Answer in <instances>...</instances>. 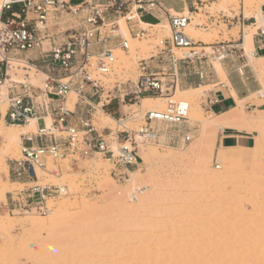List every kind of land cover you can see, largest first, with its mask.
Instances as JSON below:
<instances>
[{
  "label": "rangeland",
  "instance_id": "rangeland-1",
  "mask_svg": "<svg viewBox=\"0 0 264 264\" xmlns=\"http://www.w3.org/2000/svg\"><path fill=\"white\" fill-rule=\"evenodd\" d=\"M263 1L234 0L227 7L219 5L222 0L195 1L196 8L209 7L198 10L202 16L193 19V28L202 33L195 41L242 43L245 33L254 35L256 28H260L254 19L259 6L263 13ZM119 26L129 48L126 52L114 51L115 69L105 80L108 89L116 83L135 82L136 62L156 54L157 41L169 35L167 22L144 28L148 35L141 40L131 38L124 19L119 18ZM139 26L142 27L140 23ZM188 51L173 49L178 58ZM246 55L257 88L239 104L244 114H237L232 123L250 124L247 129L253 132V140L249 148H216L219 128L207 125L214 115L205 111L206 96L201 98L210 87H200L191 94L178 90L174 98L190 103L188 116L194 128L190 142L183 143L180 139L172 145L161 139L159 144H139V166L131 170L125 182L114 180L110 176L111 165L100 159L83 161L77 166L63 162L59 166L64 173L61 177L47 176L41 183L61 184L67 195L48 200L44 215L16 214L7 209L6 195L21 188L12 184L8 175L10 160L20 156V144L14 154L3 160L4 142L0 137V161L5 163L0 164V219L17 224L13 228L0 227V264H172L176 259L172 253L175 248L187 249L179 261L195 264L189 251L206 242L213 250L226 246L229 252L231 248L233 260L238 264H264V103L254 105L257 97L264 96V58L255 60ZM211 63L218 76L224 78L218 69L219 62ZM18 74L11 73V79L23 80L25 72ZM29 76L34 86H41L45 78L34 71ZM0 92L5 96V87ZM75 102L76 96L71 94L67 107L73 109ZM164 108L165 102L160 110ZM6 109L7 103L2 102L0 120L4 131L12 129L4 121ZM121 109L127 117L141 112L127 125L135 131L149 110L143 102L142 107ZM106 111L117 117V104L112 103ZM94 124L97 128L112 127V121L102 113ZM158 129L164 131L165 126ZM253 151L258 152L257 158H251ZM222 160L227 161L226 166ZM49 166L53 168L52 164ZM116 195L120 200L116 201ZM31 222L36 227L28 224ZM207 229L212 231L209 239L201 236ZM204 253H208L209 259V251Z\"/></svg>",
  "mask_w": 264,
  "mask_h": 264
},
{
  "label": "built area",
  "instance_id": "built-area-1",
  "mask_svg": "<svg viewBox=\"0 0 264 264\" xmlns=\"http://www.w3.org/2000/svg\"><path fill=\"white\" fill-rule=\"evenodd\" d=\"M196 4L191 3V13L197 11ZM155 12L168 15L169 35L157 41L156 54L136 62L135 82L116 83L108 89L105 80L115 69L114 51L129 48L119 18L125 20L131 38L141 40L148 32L139 26L140 20ZM191 23L190 15L170 13L160 0H0V91L6 89L5 96L0 92V104L7 103L4 121L12 126L36 123L34 133L21 136L20 156L8 166L10 182L21 187L7 194L9 212L44 215L48 199L66 196L65 186L41 183L47 176L61 177L63 162L77 166L100 159L111 165L114 180L125 182L139 166V144H159L165 139L174 145L180 139L183 143L193 139L190 103L174 98L180 64L203 59L220 63L231 58L236 48L230 43L192 41L186 32ZM173 49L189 51L178 58ZM32 52L37 56L32 57ZM20 71L25 72L24 79L12 80L10 74ZM31 71L45 77L41 86L30 83ZM198 77L202 78L201 73ZM70 94L76 96L73 109L67 107ZM146 97L163 100L165 108L146 111L138 130L95 126L100 113L118 122L131 118L121 108L140 106ZM114 102L117 117L106 111ZM216 103L207 98L205 111L211 112ZM160 125L165 126L164 131L158 129Z\"/></svg>",
  "mask_w": 264,
  "mask_h": 264
},
{
  "label": "crops",
  "instance_id": "crops-1",
  "mask_svg": "<svg viewBox=\"0 0 264 264\" xmlns=\"http://www.w3.org/2000/svg\"><path fill=\"white\" fill-rule=\"evenodd\" d=\"M160 2L170 13H184L185 9L190 11L192 8L191 3H196L193 0H160ZM262 14L264 15V11ZM158 20L161 24L165 23L168 21V15L164 12H155L153 16L144 15L141 21L147 25L154 26L159 24ZM255 25L252 24L250 26ZM215 43H230L236 48L231 58L219 63L224 78L218 76L211 61L203 59L199 61L192 60L191 63L187 64H180L179 81V90L210 87L209 90H206L205 96L212 104L213 102H217L211 108L213 115L221 114L235 108L237 100L244 101L248 99L251 94L256 92L257 88L254 85V80H252L255 73L248 64V58L242 46L243 42H236V40H216L213 43L204 44ZM252 51L255 60L264 58L263 28H256V33L252 39ZM30 55L36 57L37 53L32 52ZM198 73H201L202 78L198 77ZM238 128L237 126H227L218 129V134L215 139L216 148H249L253 140V132H245Z\"/></svg>",
  "mask_w": 264,
  "mask_h": 264
},
{
  "label": "bare ground",
  "instance_id": "bare-ground-1",
  "mask_svg": "<svg viewBox=\"0 0 264 264\" xmlns=\"http://www.w3.org/2000/svg\"><path fill=\"white\" fill-rule=\"evenodd\" d=\"M7 1H11V0H7ZM232 2H234V0H222V4L220 3L219 5L222 7V5L223 6H225V7H227V6H229V5H232L231 3ZM264 2V1H263ZM237 5V4H236ZM202 7V6H201ZM197 7L196 9H197V11L198 10H204V9H209V7H207V6H204V7ZM224 7V8H225ZM235 9H237L236 7H235ZM195 12V13H191L190 11H188L187 9H185V11H184V14L185 15H190V17H191V19H192V23H193V19H198V18H200V16H202V14H200V13H198V12ZM257 11V13H256V21L259 23V27L260 28H263L264 29V18H263V14H262V10H261V8H260V6L258 7V9L256 10ZM192 23L187 27V29H186V32H187V34H188V36H189V38L192 40V41H194V42H196L195 41V38L197 37V36H199L200 34H202L201 33V31L200 30H197V29H194L193 28V26H192ZM140 24H141V26L143 27V29L144 28H146V27H149V25H147V24H145L143 21H141L140 20ZM159 24H157V25H154L153 27H157ZM141 27V28H142ZM121 32H122V34H123V29L121 28ZM168 31V30H167ZM163 33H165V32H163ZM252 39H253V35H252V33L251 32H248V33H245L244 34V36H243V40H242V42H243V48L245 49V52L246 53H248L249 54V57L250 58H252V59H254V56H253V51H252ZM251 60V59H250ZM218 69L222 72V74H223V71H222V69H221V67H220V64H219V66H218ZM199 88L200 87H198V88H189V89H187V90H184V91H182V90H179V92L181 93V94H191V93H194V92H196V91H198L199 90ZM178 91V90H177ZM71 95V94H70ZM69 95V96H70ZM234 97V96H233ZM182 101H184V100H182ZM235 101V100H234ZM142 102L143 103H145V105H146V107L150 110H158V111H160V109L163 107V100L162 101H157V100H153L152 101V99H146V98H143L142 99V101H141V104H140V106L139 107H142ZM184 102H186V101H184ZM264 103V96H260V97H257L255 100H254V105H256V106H261L262 104ZM239 104H243V100H237L236 101V106H235V108H232V109H230V110H228V111H226V112H223V113H221V114H217V115H214V119L212 120V121H207L206 123H207V125L210 127V128H212V129H215V128H221V127H226V126H230V125H233V126H237V127H239L238 129H240V130H242V131H245V132H248V129H247V125H249L250 126V124H247V122H246V124L245 123H242V124H240V123H235V124H233L232 123V121H233V119L235 118V116L237 115V114H244V112H242V106L240 105V107H242L241 109H240V107H239ZM130 107H134V106H130ZM148 110V111H149ZM141 113V112H140ZM140 113H139V115H135L134 117H139L140 116ZM104 115V114H103ZM250 115H251V113H250ZM106 118H108L109 120H111L112 121V127H108L109 129H116V128H119V127H125V128H127V125H128V123H129V121L133 118V117H131V118H127V119H123V120H121L120 122H118V121H116V120H113L111 117H109V116H106V115H104ZM2 121L0 120V137L3 139V142H4V145L2 146V150H3V153L1 154L2 156H1V158L3 159V160H6V157L8 156V154H10V153H13L14 154V152H15V150L17 149V147L19 146V144L21 143V136L23 135V134H26V133H28V132H31L32 130H35L36 129V123H35V121H30L29 122V124H27L26 126H12V129L11 130H9V128H8V130L6 131H4L3 129H2V127H1V123ZM111 126V125H110ZM4 127V126H3ZM5 128V127H4ZM0 138V139H1ZM1 139V140H2ZM238 148V147H237ZM141 149V148H140ZM140 149H139V152H140ZM240 149V148H239ZM1 150V151H2ZM246 150V149H245ZM250 150V149H249ZM138 152V153H139ZM252 155H251V158H257L258 157V152L257 151H253L252 153H251ZM223 161V160H222ZM225 164V166H226V164H227V161H223ZM0 164H3V162L2 161H0ZM3 165H5V163L3 164ZM4 167V166H3ZM64 173H62V172H60L59 173V176H61V175H63ZM130 174H131V172H130ZM211 174H214V172L213 173H211ZM133 176H135V174H133ZM229 176V174L228 175H226V177H228ZM217 177V176H216ZM215 177V178H216ZM221 176H218V178H220ZM223 177V176H222ZM225 177V176H224ZM214 178V177H213ZM214 178V179H215ZM218 178H217V181H219L218 180ZM5 180V179H4ZM2 186V185H1ZM3 187V186H2ZM119 195H116L115 196V198H118V199H116V201H118V200H120V198L118 197ZM48 200H52V199H48ZM47 200V201H48ZM46 204H47V202H46ZM47 207V206H46ZM48 208V207H47ZM52 212V211H51ZM53 216H55V215H53ZM50 218V217H49ZM51 219H54V218H51ZM17 223V222H16ZM24 223V222H23ZM32 228L33 227H36L35 225H36V223L35 222H31V223H28ZM47 224V223H46ZM17 225V224H16ZM15 224H12V222H9V223H5L2 219H0V227H8V228H13L14 226H16ZM20 225H22V222L20 223ZM27 225V224H26ZM38 227V226H37ZM7 228V229H8ZM12 230V229H11ZM212 234V231H210V230H205V231H203V233L201 234V236L203 237V238H205V239H209L210 238V236H212L211 235ZM213 244V243H212ZM221 244V243H220ZM219 244V245H220ZM215 245V244H214ZM214 245H212L213 247H214ZM211 246V244H209V243H203V244H201L200 246H198L197 248H192V249H190V253H191V255H192V257L191 258H194L193 259V262L195 263V264H238V261L236 262V261H234L233 259V255H234V253H233V251L230 253V249L228 250L229 252H227V248H226V246L225 247H222V248H219V247H217L218 249H212V247H210ZM216 248V247H215ZM204 251H209V259H206V256H208V253H204ZM236 251V248H235V250H234V252ZM183 252L184 253H186L187 252V249H179V248H175L173 251H172V253L173 254H175V261L172 263V264H188V262L187 261H183L184 263H182L181 261H179V259H181L182 258V254H183ZM252 252V251H251ZM235 254H237V253H235ZM249 254H251V253H249ZM238 255V254H237ZM237 257V256H236ZM240 263V262H239ZM249 264H254V263H249Z\"/></svg>",
  "mask_w": 264,
  "mask_h": 264
}]
</instances>
